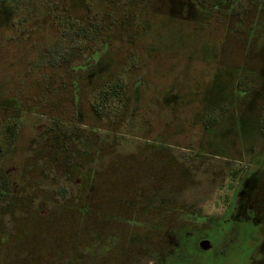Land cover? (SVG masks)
Masks as SVG:
<instances>
[{
	"label": "rangeland",
	"instance_id": "rangeland-1",
	"mask_svg": "<svg viewBox=\"0 0 264 264\" xmlns=\"http://www.w3.org/2000/svg\"><path fill=\"white\" fill-rule=\"evenodd\" d=\"M238 3L249 9L247 1ZM179 6V0L151 5L155 23L147 33L98 28L96 42L80 40L75 56L70 48L60 51L59 65L41 56L54 52L60 37L54 24L35 32L42 42L24 39L18 29L0 34L4 151L6 132L15 127L0 158V264H132L139 249L146 255L170 248V230L179 225L205 231L164 254L163 264H248L258 254V227L244 226L251 231L240 236V254L238 246L217 244L231 238V226L195 225L186 207L218 214L234 187L229 171L243 169L262 144L264 12L254 7L233 31L222 23L193 32L186 15L207 14H171L182 15ZM0 21L8 26L7 18ZM114 86L121 108L97 115L96 94ZM199 139L202 148L193 144ZM232 144L236 162L195 158L227 154ZM254 161L263 165L264 151ZM215 174L219 189L209 191ZM202 237L216 241L212 251H198ZM153 263L146 257L142 264Z\"/></svg>",
	"mask_w": 264,
	"mask_h": 264
},
{
	"label": "flooded vegetation",
	"instance_id": "flooded-vegetation-1",
	"mask_svg": "<svg viewBox=\"0 0 264 264\" xmlns=\"http://www.w3.org/2000/svg\"><path fill=\"white\" fill-rule=\"evenodd\" d=\"M9 1L12 2L11 6L7 3ZM170 1L172 3L174 2V0H169V2ZM179 1V10L180 12H183L182 15H178L177 12L171 14L183 18L188 9L190 12L196 10L197 13L199 11H204L207 14L206 16H201V14L198 13V15L190 17L186 15L187 20L191 23V28L189 29L193 32L194 28L198 30L202 29V24H206V30H210L212 28L217 29L219 24L222 23L226 30L233 31L236 23L241 22L245 24L248 22L249 18L254 15V7L257 8L259 13L264 12V0H243L247 1V6L249 7L246 11H243V9H241V11L239 9V0ZM181 1L183 2L181 3ZM14 2L16 3V6ZM158 2L159 0H0V20L3 19L5 21L7 18L8 24L6 28L0 26V34L4 32L6 35L13 31V29H18V32L24 39L31 40L32 38H36L37 42H42L38 36H35V32H44V30L47 29L44 28L46 25L54 24L57 28V33L60 34L58 41L55 43L54 52L51 50L46 51L45 49L40 53L43 59L47 61L48 65H59L63 56L60 51L63 49L67 51L70 48L72 49L71 55L75 56L77 44L80 40H87L92 44L96 42L94 36L98 31V28L103 27V33L105 34L108 30L112 34H117L118 32L121 34L123 31L128 30L129 33L139 32L138 30L140 29L147 33V29L145 30V28L152 27L155 23L154 15L149 14V11L151 10L150 6H154V4ZM182 7L185 9H182ZM148 8H150V10ZM243 15H245V19L242 17ZM15 20L18 22L17 24H15ZM36 23L39 24V26L41 25L37 30L32 27H36ZM0 24H2L1 21ZM67 33H70V37L64 36V34ZM104 36L107 39L106 35ZM105 38H102L104 39V42L106 40ZM64 39L68 40L63 42ZM104 42L102 48H105ZM60 43H65L64 46L67 47L59 48L61 45ZM92 53H90L89 59H91ZM59 55L60 57H57ZM98 58H100V56ZM72 60L73 59L71 58V62ZM87 65L89 66V63H87ZM72 70L74 71L73 68ZM203 128L206 129V127ZM263 133L264 130L259 123V136H263ZM262 140V144H258V152H252V155L247 156V165L243 169L235 170L231 168L229 171L227 179H231L232 182L234 181V187L227 199L224 209L218 214L203 215L202 212L191 213V209H189L190 204H188L189 207H186L188 210L186 213L188 214L186 216L188 218L186 219L194 221L196 223L195 225L200 224V226H202V224H204L207 225L208 228L210 226L219 225L222 229H227V227L229 229V226H231L230 232L232 234L229 236L231 238L217 240V244L220 246L228 245L232 247H244L242 244L245 239H241L240 236L242 234H249L251 231L250 227L246 229L247 227L244 226L252 225L258 227V234L262 238V243L260 245L258 244V247L262 248H259L257 255L248 256L246 258L248 264H264V164H256L254 161L255 157L263 154L264 138H262ZM260 141L261 139H259L258 142ZM193 144L201 146L202 148V139L195 141ZM230 148L232 151L230 150L224 155L201 152L200 154H197L195 158L200 162L203 160L215 162L238 161L237 155L239 154L235 153L238 146L236 148L235 144H232L230 145ZM217 175L218 174L210 176L211 186L209 191H212L214 188L219 189L216 185L221 177ZM173 187L171 180L170 185H168L171 192ZM1 194L2 193H0V198H2ZM192 207L195 209L194 206ZM182 213L184 214V212ZM162 230L163 229L160 226L155 231L161 232ZM194 231L203 232L205 231V228H195L191 231H186L184 225L176 226L175 229L170 230V237L173 243L170 248L161 253L159 251H151L146 253V255L142 252V249H139L137 250V253L140 252L141 255L136 256L137 258L132 264H142L143 259L146 257L153 260V264H163L165 261L164 254L167 253V255H173L177 252L178 248H181L182 246H190L193 239L192 237L195 234ZM237 235L238 239L235 238ZM215 243L216 241L214 242L207 237H202L197 240L196 246L199 252L208 253L215 248ZM250 245H255V242L251 240ZM203 247L207 248L204 249ZM241 251L242 250L239 249L240 254ZM258 257L260 258L257 259ZM77 258L79 261L81 260L79 257Z\"/></svg>",
	"mask_w": 264,
	"mask_h": 264
},
{
	"label": "trees",
	"instance_id": "trees-1",
	"mask_svg": "<svg viewBox=\"0 0 264 264\" xmlns=\"http://www.w3.org/2000/svg\"><path fill=\"white\" fill-rule=\"evenodd\" d=\"M121 90L119 89L117 91V87L114 86V87H109V88H106V87H103L101 88L98 93L96 94V97H95V104H94V111L95 113L98 115V114H112L115 110V107L116 109L117 108H121L120 106V103L118 104L117 101L114 102V100L116 99V97L119 96ZM117 100V99H116ZM6 135H7V143L5 142V147L10 149V147L12 146V138L14 137L15 135V127H10L7 132H6ZM3 150V147L0 146V158H2L3 156V153H6L7 152ZM1 199V198H0ZM245 242V241H244ZM244 246V245H243ZM238 249H240L241 247H237Z\"/></svg>",
	"mask_w": 264,
	"mask_h": 264
},
{
	"label": "water",
	"instance_id": "water-1",
	"mask_svg": "<svg viewBox=\"0 0 264 264\" xmlns=\"http://www.w3.org/2000/svg\"><path fill=\"white\" fill-rule=\"evenodd\" d=\"M204 249H206L207 247H203Z\"/></svg>",
	"mask_w": 264,
	"mask_h": 264
}]
</instances>
